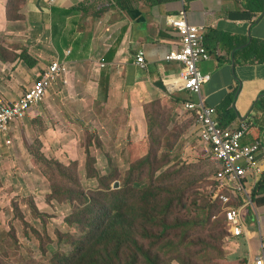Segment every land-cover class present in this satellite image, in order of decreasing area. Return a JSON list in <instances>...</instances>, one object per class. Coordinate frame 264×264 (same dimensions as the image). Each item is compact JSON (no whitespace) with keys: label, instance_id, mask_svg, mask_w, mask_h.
I'll return each instance as SVG.
<instances>
[{"label":"crops","instance_id":"0c3cea01","mask_svg":"<svg viewBox=\"0 0 264 264\" xmlns=\"http://www.w3.org/2000/svg\"><path fill=\"white\" fill-rule=\"evenodd\" d=\"M155 1L56 0L49 5L45 0H0V50L13 55L0 58L1 101L17 100L52 60L69 64L67 83L61 77L44 104L29 111L12 131L44 123L46 150L49 144H59L73 120L77 127L93 117V110L109 120L124 113L131 129L125 137L127 147L129 142H147L150 123L157 119L150 113L156 108L164 114L165 129L184 127L185 137L195 132L199 140L196 117L184 109L185 102L199 96L167 87L182 69L180 63L165 60L182 47V35L171 21L185 9L190 24L204 27L210 55L199 65L211 75L201 97L216 108L215 119L222 128L247 123L243 144L260 142L256 197H264V0ZM140 52L146 68L136 64ZM76 134L72 135L77 139ZM9 137L0 139V147ZM199 142L211 155L210 147ZM255 206L256 211H247L244 235L237 241L242 246L238 259L251 262L264 254V203ZM255 236L261 237L262 250L253 257L248 240Z\"/></svg>","mask_w":264,"mask_h":264},{"label":"rangeland","instance_id":"374dc122","mask_svg":"<svg viewBox=\"0 0 264 264\" xmlns=\"http://www.w3.org/2000/svg\"><path fill=\"white\" fill-rule=\"evenodd\" d=\"M7 52L0 50V58L13 59V55ZM43 104L40 103L41 106ZM91 114L93 117L87 115L88 120L77 127L76 120H73L67 127L68 134L59 139V144L47 145L46 150L42 136L45 124L42 122L29 130L18 127L9 137L11 145L6 143L0 147V264H60V257L76 251L82 239L83 227L76 223L78 211L86 208L84 218L88 220L90 217L91 201L81 204L78 196L71 200L67 192L75 189L91 196V192L99 187H124L128 181L126 176L137 168V161L149 153L153 162H163L162 167L154 172V180L160 183L168 181L170 184V178L174 177L176 184L180 180V185L184 183L186 186L193 179H202L193 189L187 190L185 203L188 205L194 192L207 196L213 190L212 176L216 163L199 142L197 134L192 132L195 128L188 138L184 136L187 130L184 127L165 129L161 124L164 114L155 108L150 116L157 119L150 123L147 142H129L125 147V137L130 135L131 129L124 113L112 120L97 110ZM76 131L77 139L72 135ZM47 162L52 165L59 163L60 168L56 169ZM151 170L153 172L152 167ZM151 170H142L144 181L151 182ZM104 203L107 201L101 204ZM248 210L250 206H246L244 211ZM173 213L182 218L187 215L186 210ZM217 221L223 226L222 220ZM207 234L190 230L188 240L197 242L201 239L203 243L190 251L165 252L160 255L158 264H183L182 261L195 264L198 251L196 264H235V260L240 258L241 244L236 239L229 242L226 234L218 249L205 250L203 247L209 242ZM177 235L175 232L172 237ZM248 244L253 257L256 252H261L260 236L250 237Z\"/></svg>","mask_w":264,"mask_h":264},{"label":"trees","instance_id":"16d2710c","mask_svg":"<svg viewBox=\"0 0 264 264\" xmlns=\"http://www.w3.org/2000/svg\"><path fill=\"white\" fill-rule=\"evenodd\" d=\"M214 162L216 163V171L212 176L214 189L209 191L207 196L194 192L189 205L185 203L186 192L193 189L202 179H193L186 186L184 183L180 185V180H177L176 184L174 177L170 178V184L168 181L160 183L159 180H154V172L162 167L163 162H153L151 153L137 161V168L131 170L126 176L125 180L128 181L124 187L119 189L99 187L91 192V196L84 191L69 190L67 192L69 199L76 200L78 196L81 204L91 201L88 210L90 217L88 220L84 218L86 208L78 211L76 223L83 227L82 239L76 251L60 257V264H158L160 255L165 252L177 254L183 250L190 251L194 246L203 243L201 239L197 242L188 240L190 230L208 232L206 236L209 242L203 247L205 250L218 249L226 234L229 242L234 239L238 241L240 237L233 235L229 230L226 210L242 206L244 222L248 215L244 210L250 205H244L245 199L241 196L235 197L230 191L225 192L232 198L227 204H223L219 198H214L217 190L214 176L221 168L219 163ZM156 164L159 165L155 167ZM52 166L56 169L60 168L59 163ZM146 168L151 170V182L144 181L145 176L142 170ZM258 185L252 189L251 193L255 205L264 203V197H256ZM105 201L107 203L101 204ZM250 209L253 208L250 206ZM176 210H186L187 215H183V218L174 215L173 212ZM35 212L38 213V210L36 209ZM193 213L195 216L191 217ZM217 220H222L223 226ZM207 226H209L208 229ZM175 232H178V235L172 237ZM205 250L203 252H207ZM191 254L194 252L189 255ZM199 254V251L195 254V264ZM246 262H248L246 258L235 260V264ZM182 263L194 264L186 261Z\"/></svg>","mask_w":264,"mask_h":264},{"label":"built area","instance_id":"2783aa9c","mask_svg":"<svg viewBox=\"0 0 264 264\" xmlns=\"http://www.w3.org/2000/svg\"><path fill=\"white\" fill-rule=\"evenodd\" d=\"M53 5L56 0H45ZM172 26L182 35V47L180 50L171 51L165 57L168 62L174 61L182 65L179 75L167 81L168 90L185 92L199 96L197 101H187L184 109L196 117L200 126V139L211 150L214 161L220 164V170L214 176L217 182V190L214 198H219L223 204L229 203L232 198L226 195L230 191L235 197L241 196L255 211L256 206L252 201V189L260 179H256L259 167L260 142L243 144V139L248 131L247 123H242L239 128H222L216 121V108L206 105L201 97V91L205 84L211 80V75L203 73L200 63L209 61L210 55L204 45V27L192 25L188 21L187 11L182 9L178 16L171 21ZM144 53L136 56V64L146 68ZM69 73V64L65 59H54L44 68L43 73L25 90L19 98L13 102L0 100V139L10 136L12 127L16 122L22 121L28 112L43 103L55 83L61 77L64 79ZM67 83L66 79L64 80ZM11 144V139L6 140ZM253 181V184H251ZM214 189V187H213ZM243 207H233L226 210L227 223L233 235L240 237L243 234L242 221ZM241 264H264V254L253 262Z\"/></svg>","mask_w":264,"mask_h":264},{"label":"clouds","instance_id":"9594fccd","mask_svg":"<svg viewBox=\"0 0 264 264\" xmlns=\"http://www.w3.org/2000/svg\"><path fill=\"white\" fill-rule=\"evenodd\" d=\"M11 135V134H10Z\"/></svg>","mask_w":264,"mask_h":264}]
</instances>
